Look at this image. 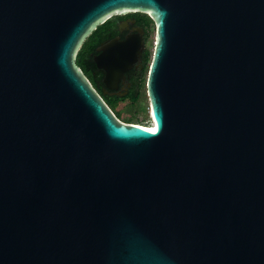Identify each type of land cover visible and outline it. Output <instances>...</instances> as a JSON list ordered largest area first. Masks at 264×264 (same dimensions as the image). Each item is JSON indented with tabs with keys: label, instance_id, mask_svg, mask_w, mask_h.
<instances>
[{
	"label": "water",
	"instance_id": "95a60500",
	"mask_svg": "<svg viewBox=\"0 0 264 264\" xmlns=\"http://www.w3.org/2000/svg\"><path fill=\"white\" fill-rule=\"evenodd\" d=\"M129 12L155 132L75 63ZM143 48L94 61L119 78ZM0 264H264V0H0Z\"/></svg>",
	"mask_w": 264,
	"mask_h": 264
},
{
	"label": "flooded vegetation",
	"instance_id": "af4514ba",
	"mask_svg": "<svg viewBox=\"0 0 264 264\" xmlns=\"http://www.w3.org/2000/svg\"><path fill=\"white\" fill-rule=\"evenodd\" d=\"M137 14L139 13L129 12L126 14H118L110 17L102 25L103 29L101 33V42L95 47L94 53L89 54L91 62H93L95 65L98 87L100 88L101 94L103 96L109 95L118 99L128 100L129 96L131 95H140L143 86L146 87L147 74L144 77V54L149 33L145 31L144 26H141L139 24L137 20ZM139 30H142V32H140ZM130 36L141 37V39L143 40L144 48L141 54L133 62L130 68H128V70H126L122 74V77L108 79L105 72L102 69H99L95 64L94 57L98 55L97 48L114 40L124 41L127 37ZM99 96L101 97V95Z\"/></svg>",
	"mask_w": 264,
	"mask_h": 264
},
{
	"label": "trees",
	"instance_id": "16d2710c",
	"mask_svg": "<svg viewBox=\"0 0 264 264\" xmlns=\"http://www.w3.org/2000/svg\"><path fill=\"white\" fill-rule=\"evenodd\" d=\"M137 20L141 26L145 27V31L149 33L150 27L155 25L153 21L150 19V17L146 14H137ZM103 26H99L94 32L89 35V37L84 41L82 44L81 48L79 49L75 63L77 67L82 71V73L85 75V77L89 80V82L93 85L92 87L101 95L103 98L104 102L107 104V106L112 110V112L115 114V116L120 119L121 114L120 112H117L115 109L118 105L119 102L125 101L126 99H118L116 97H111L109 95L103 96L101 94L100 88L98 87V79L96 77V68L93 62H91L90 53H94L95 47L101 42V33H102ZM152 59V53L149 51L148 48L145 49V54H144V61H145V67H144V77L148 73L147 70V64L148 62H151ZM147 72V73H146ZM95 73V74H94ZM140 95H131L129 96V101L131 102L130 105H135L138 100H139ZM133 118H136L135 115L132 116ZM127 124H136L137 123H131V122H125Z\"/></svg>",
	"mask_w": 264,
	"mask_h": 264
},
{
	"label": "rangeland",
	"instance_id": "374dc122",
	"mask_svg": "<svg viewBox=\"0 0 264 264\" xmlns=\"http://www.w3.org/2000/svg\"><path fill=\"white\" fill-rule=\"evenodd\" d=\"M154 39H155V28L154 26H151L149 30L148 41L146 43V48H148L151 53L153 52ZM149 65L150 62H148L147 64L148 69H149ZM115 110L117 112H120L121 118L118 120H120L121 122L125 121V122L137 123L139 125H144L148 127L152 126L150 119V112H149V102L146 96V87L144 86L141 89L139 100L135 105L129 106L126 102H119ZM133 115H135L136 118H133L132 117Z\"/></svg>",
	"mask_w": 264,
	"mask_h": 264
},
{
	"label": "bare ground",
	"instance_id": "6f19581e",
	"mask_svg": "<svg viewBox=\"0 0 264 264\" xmlns=\"http://www.w3.org/2000/svg\"><path fill=\"white\" fill-rule=\"evenodd\" d=\"M152 122V121H151ZM147 130H150V129H155V126H154V124H152V126H150V127H147L146 128Z\"/></svg>",
	"mask_w": 264,
	"mask_h": 264
},
{
	"label": "snow or ice",
	"instance_id": "6c2138e0",
	"mask_svg": "<svg viewBox=\"0 0 264 264\" xmlns=\"http://www.w3.org/2000/svg\"><path fill=\"white\" fill-rule=\"evenodd\" d=\"M147 131H152V132H155V131H156V129H150V130H147Z\"/></svg>",
	"mask_w": 264,
	"mask_h": 264
}]
</instances>
